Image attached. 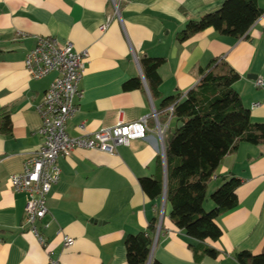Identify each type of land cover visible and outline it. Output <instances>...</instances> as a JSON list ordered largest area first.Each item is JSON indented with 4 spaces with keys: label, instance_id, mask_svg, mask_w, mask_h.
Returning a JSON list of instances; mask_svg holds the SVG:
<instances>
[{
    "label": "crops",
    "instance_id": "obj_1",
    "mask_svg": "<svg viewBox=\"0 0 264 264\" xmlns=\"http://www.w3.org/2000/svg\"><path fill=\"white\" fill-rule=\"evenodd\" d=\"M225 0H121V19L101 26L112 11L109 0H0V124L10 113L12 132L0 131V264H127L125 239L146 230L159 218L162 230L152 249V262L163 264H239L243 250L264 253V144L242 142L225 156L208 185L205 209L214 207L210 194L226 179L242 180L239 206L222 214L217 241L206 243L216 257H195L196 241L171 219L172 205L164 195L151 199L141 186L144 177L162 172L165 143L178 121L164 120V97L187 93L197 85L199 69L224 58L240 74L234 84L255 122H264V13L248 39L223 35L214 28L185 41L178 34L191 19L218 10ZM264 9V0H259ZM22 33V34H21ZM42 36L88 49L81 81L83 96L68 121L72 136L94 133L120 121L148 116V137L118 145L116 151L77 148L58 159L59 181L48 197L49 213L39 222L45 247L24 223L28 195L15 191L12 174L23 170L26 158L43 143L38 111L55 74L35 79L26 67L28 52ZM164 58L159 68L161 95L149 88L140 60ZM140 78L141 86L126 90L125 82ZM260 103L255 105V103ZM153 108L159 111L162 136ZM75 238L65 246L64 237Z\"/></svg>",
    "mask_w": 264,
    "mask_h": 264
},
{
    "label": "trees",
    "instance_id": "obj_2",
    "mask_svg": "<svg viewBox=\"0 0 264 264\" xmlns=\"http://www.w3.org/2000/svg\"><path fill=\"white\" fill-rule=\"evenodd\" d=\"M264 13L259 0H225L221 7L187 22L178 34L185 41L198 32L214 28L223 35L248 39L249 31ZM164 58L142 57L140 60L149 88L155 96L162 79L159 68ZM200 79L186 95L164 97L162 110L165 121L169 119L166 108L175 105L174 117L183 125L176 128L166 147V198L172 205L171 219L193 245L195 257H216L218 251L209 246L208 239L217 241L223 234L219 217L239 206L238 177L226 179L211 194L214 207L207 211L208 185L226 155L238 150L240 143L264 144V122H255L251 110L243 103L234 88L241 74L224 58H214L199 69ZM141 86L140 78L128 80L126 90ZM162 120V119H160ZM0 131L12 132L9 112H5ZM165 178L160 171L155 177H144L141 186L151 199L163 195ZM159 218H153L147 229L128 234L125 239L127 264H147L156 241ZM162 223L160 231L162 230ZM239 264H264V253L254 254L243 250L236 256ZM152 264H163L157 260Z\"/></svg>",
    "mask_w": 264,
    "mask_h": 264
},
{
    "label": "built area",
    "instance_id": "obj_3",
    "mask_svg": "<svg viewBox=\"0 0 264 264\" xmlns=\"http://www.w3.org/2000/svg\"><path fill=\"white\" fill-rule=\"evenodd\" d=\"M109 3L112 11L101 26L102 30H106L113 19H121V0H109ZM88 59V49L78 51L70 41L62 43L54 36H42L38 38L36 46L28 52L25 60L27 69L35 79L55 74L38 105L42 118L39 133L43 143L26 158L23 170L10 177L13 189L28 195L24 223L45 247L48 243L38 224L49 213L48 197L53 185L60 179L61 168L58 159L71 156L77 148H98L113 152L118 145H129L132 139L148 137L151 131L148 124L149 117L145 116L133 122L120 121L116 125L103 127L94 133L70 135L68 121L78 111V101L83 96L81 81ZM263 84L264 80L259 78L257 85ZM259 104V102L255 103V105ZM174 109V104L166 108L169 118L174 117ZM159 114V111L153 108L151 116L155 118L162 136ZM162 154L166 161L164 139ZM163 195L166 197L164 192ZM160 228L161 221L158 225L159 233ZM64 243L67 247L72 246L75 238L65 235ZM150 260L152 261L151 256L149 262ZM48 264H57V262L51 260Z\"/></svg>",
    "mask_w": 264,
    "mask_h": 264
},
{
    "label": "water",
    "instance_id": "obj_4",
    "mask_svg": "<svg viewBox=\"0 0 264 264\" xmlns=\"http://www.w3.org/2000/svg\"><path fill=\"white\" fill-rule=\"evenodd\" d=\"M183 125V123L181 122V121H179L178 123H177V128H180L181 126ZM176 131H177V129H173L172 130V132L169 134V136H168V139H172L173 138V136H174V134L176 133ZM167 145H168V141L166 142V147H167ZM165 165H166V163H165ZM166 180H167V173H166V169H165V182H166ZM166 188H167V182H166V184L164 185V194L166 195ZM158 233H159V231H158ZM157 233V235H156V242H157V238H158V234Z\"/></svg>",
    "mask_w": 264,
    "mask_h": 264
},
{
    "label": "rangeland",
    "instance_id": "obj_5",
    "mask_svg": "<svg viewBox=\"0 0 264 264\" xmlns=\"http://www.w3.org/2000/svg\"><path fill=\"white\" fill-rule=\"evenodd\" d=\"M212 208H210V209H206L207 211H209V210H211ZM151 261V260H150ZM147 264H152V261L151 262H147Z\"/></svg>",
    "mask_w": 264,
    "mask_h": 264
}]
</instances>
